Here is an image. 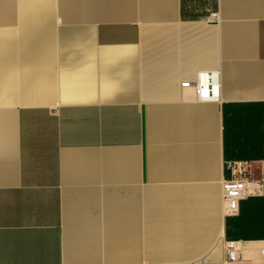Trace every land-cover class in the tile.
I'll use <instances>...</instances> for the list:
<instances>
[{"label": "crops", "instance_id": "crops-1", "mask_svg": "<svg viewBox=\"0 0 264 264\" xmlns=\"http://www.w3.org/2000/svg\"><path fill=\"white\" fill-rule=\"evenodd\" d=\"M229 160L264 165V0H0V264H264Z\"/></svg>", "mask_w": 264, "mask_h": 264}, {"label": "built area", "instance_id": "built-area-1", "mask_svg": "<svg viewBox=\"0 0 264 264\" xmlns=\"http://www.w3.org/2000/svg\"><path fill=\"white\" fill-rule=\"evenodd\" d=\"M182 88L189 89L192 97L198 101L221 98V72L218 69H202L197 71L194 79L181 82ZM225 166L231 171V176L222 181L223 208L227 215H235L240 208L241 199L264 192V165L256 171L250 161L229 160ZM227 262L243 264L239 246L234 240L225 241Z\"/></svg>", "mask_w": 264, "mask_h": 264}]
</instances>
